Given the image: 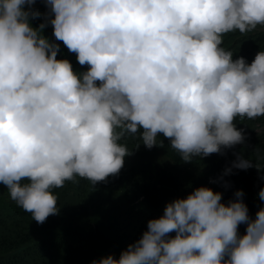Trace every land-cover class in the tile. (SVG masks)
Instances as JSON below:
<instances>
[{"label":"clouds","instance_id":"1","mask_svg":"<svg viewBox=\"0 0 264 264\" xmlns=\"http://www.w3.org/2000/svg\"><path fill=\"white\" fill-rule=\"evenodd\" d=\"M47 3L56 39L87 71L58 59L45 24H32L35 0H0V183L38 223L59 212L54 188L119 173L127 133L142 129L148 148L163 145L162 133L187 161L244 141L237 117L264 116V48L249 63L222 46L226 33L264 26V0ZM232 166L253 164L239 157ZM243 195L224 203L197 187L150 219L118 259L90 264H264V206L250 217Z\"/></svg>","mask_w":264,"mask_h":264},{"label":"rangeland","instance_id":"2","mask_svg":"<svg viewBox=\"0 0 264 264\" xmlns=\"http://www.w3.org/2000/svg\"><path fill=\"white\" fill-rule=\"evenodd\" d=\"M47 4V0H35L34 11H37L39 15L31 19L34 26L39 27L40 24H45L42 22V16ZM42 35L50 41L57 40L54 27L46 24ZM222 46L233 51L234 59L244 56L251 63L257 52L264 48V26L258 25L256 29L247 33H240L238 30L226 33ZM97 83L99 84V81ZM234 123L237 128L243 129L244 141L231 147L222 146L219 152H231L234 155L239 151H252L254 147L264 142V116L244 119L237 117ZM141 131L127 133L121 139L120 143L125 144L130 153L125 156L124 164L118 174H110L106 180L98 181L95 185L77 176L74 181H66L63 187L53 189L58 198L57 216L76 223L70 225V229L74 230L78 242L84 245V264H90L93 259H99L108 254H114L118 259L120 253L130 243L142 237L150 219L163 215L139 197V180L147 179L148 184L158 193L174 190L171 178L166 173L167 165L171 163V160L159 144L148 148L142 142ZM160 136L163 134H159L158 138ZM205 168L206 166H202L200 170ZM0 208L7 216L4 222H0V237L1 234L10 233L11 235L7 236H12V233L19 229L31 233L34 225L26 222H34L31 213L26 212L11 199L3 183H0ZM116 223L129 225L135 233L134 238L129 241L114 239L109 232ZM175 234L173 231L169 235L175 236ZM244 234L246 232L239 235ZM40 236L42 235L39 233L33 237L38 240ZM4 252L5 249L0 241V254ZM35 260L36 264H48L41 255Z\"/></svg>","mask_w":264,"mask_h":264},{"label":"trees","instance_id":"3","mask_svg":"<svg viewBox=\"0 0 264 264\" xmlns=\"http://www.w3.org/2000/svg\"><path fill=\"white\" fill-rule=\"evenodd\" d=\"M50 13L47 4L43 11L42 22L47 26L54 27L51 19L54 13ZM60 45L57 53L58 59L67 58L70 60L73 70L77 73H83L88 70L89 65H81L77 59V54L70 51L61 40H55ZM158 140L163 141L162 148L165 155L171 160L166 168L167 176L171 178L174 190L161 191L148 184L147 179L139 180V197L150 204V207L158 209L164 213L167 204L177 198H186L197 187L207 186L214 191L222 193V202L228 203L232 199H237L235 192L243 190V200L248 206L249 215L255 218L257 211L264 206L258 193L264 187V170L257 168V160L264 168V142L254 147L252 151L245 150L235 152H213L208 155H194L192 159L185 161L182 156L171 147L170 138L160 136ZM259 149V153L256 151ZM239 157L252 160V167L240 169L232 166V162ZM194 159V160H193ZM170 165V166H169ZM202 166L205 169L200 170ZM231 167V172L226 169ZM6 215L0 208V222L6 220ZM26 221L32 223L31 233L22 230H16L10 234H1L0 241L5 252L0 254V264H36V257L42 256L48 264H84V245L78 242L74 230L70 225L76 224L67 219H63L56 214H50L43 223L33 220ZM247 224L241 223L238 226V234L246 232ZM41 234L38 240L35 234ZM114 239L132 240L134 231L129 225L116 223L109 232ZM49 256V257H46ZM33 261V262H31Z\"/></svg>","mask_w":264,"mask_h":264}]
</instances>
